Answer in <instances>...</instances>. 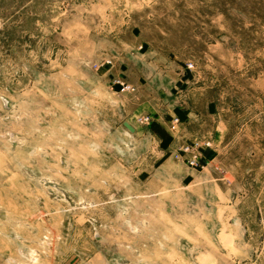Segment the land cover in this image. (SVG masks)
<instances>
[{
	"label": "rangeland",
	"instance_id": "1",
	"mask_svg": "<svg viewBox=\"0 0 264 264\" xmlns=\"http://www.w3.org/2000/svg\"><path fill=\"white\" fill-rule=\"evenodd\" d=\"M145 56L161 60L163 87L184 109L170 155L198 187L195 207L174 210L187 238L176 264H264V0H0V184L5 169L43 166L14 136L44 103L27 90L59 89L99 63L133 93L151 70L130 59ZM51 163L85 167L76 156ZM11 248L0 240V264H12Z\"/></svg>",
	"mask_w": 264,
	"mask_h": 264
},
{
	"label": "crops",
	"instance_id": "2",
	"mask_svg": "<svg viewBox=\"0 0 264 264\" xmlns=\"http://www.w3.org/2000/svg\"><path fill=\"white\" fill-rule=\"evenodd\" d=\"M160 61L130 59L139 73L151 70L138 75L133 93L115 86L110 66L99 63L63 76L59 89L27 90L44 103L37 114L29 106L27 130L19 126L13 135L43 166L2 172L0 240L11 242L12 264L179 262L187 238L179 236L174 210L180 200L190 207L198 187L195 173L170 155L180 137L171 122L184 109L173 86L163 87ZM144 116L149 122L139 123ZM52 156H76L85 167L52 168ZM173 229L176 235L164 236Z\"/></svg>",
	"mask_w": 264,
	"mask_h": 264
},
{
	"label": "water",
	"instance_id": "3",
	"mask_svg": "<svg viewBox=\"0 0 264 264\" xmlns=\"http://www.w3.org/2000/svg\"><path fill=\"white\" fill-rule=\"evenodd\" d=\"M123 126H124L128 131L132 132V128H131L126 122L123 123Z\"/></svg>",
	"mask_w": 264,
	"mask_h": 264
}]
</instances>
